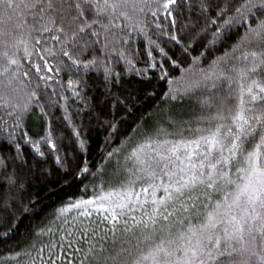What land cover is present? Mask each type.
I'll use <instances>...</instances> for the list:
<instances>
[{
  "label": "snow or ice",
  "instance_id": "snow-or-ice-1",
  "mask_svg": "<svg viewBox=\"0 0 264 264\" xmlns=\"http://www.w3.org/2000/svg\"><path fill=\"white\" fill-rule=\"evenodd\" d=\"M75 181L0 264H264V0H0V237Z\"/></svg>",
  "mask_w": 264,
  "mask_h": 264
},
{
  "label": "trees",
  "instance_id": "trees-1",
  "mask_svg": "<svg viewBox=\"0 0 264 264\" xmlns=\"http://www.w3.org/2000/svg\"><path fill=\"white\" fill-rule=\"evenodd\" d=\"M219 53H217L218 55ZM177 77L180 76V73L177 71L174 73ZM137 88H147L149 92L155 91L157 93H161V90H166L167 85L164 82H158L153 80L151 83L147 82H137L135 78L131 81ZM160 99V95H157L155 98L149 97L144 101V105L141 107V114L144 112H149L154 109ZM179 110L184 111L185 108H179ZM103 133L99 134L93 133V145H92V159L95 160L98 156V151L96 149L97 143L102 142ZM80 187V182L75 181L71 185H53L50 187H44L41 190V195L38 199L35 200V204L30 205V207H34V212H26L22 213L16 222V226L13 229L14 235L11 239L5 241L2 237H0V252H3L10 246L19 243L23 246L27 243L29 239V232L39 225L46 213L51 212L63 199H65L66 194H70L73 192H78Z\"/></svg>",
  "mask_w": 264,
  "mask_h": 264
}]
</instances>
